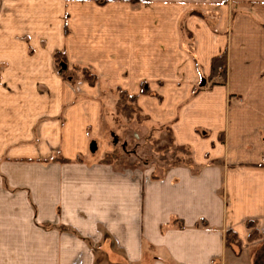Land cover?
Instances as JSON below:
<instances>
[{"label": "crops", "instance_id": "0c3cea01", "mask_svg": "<svg viewBox=\"0 0 264 264\" xmlns=\"http://www.w3.org/2000/svg\"><path fill=\"white\" fill-rule=\"evenodd\" d=\"M224 52L226 85L195 90ZM55 55L101 83L74 90ZM112 89L192 166L95 161ZM249 222L264 233V0H0V264H260Z\"/></svg>", "mask_w": 264, "mask_h": 264}, {"label": "rangeland", "instance_id": "374dc122", "mask_svg": "<svg viewBox=\"0 0 264 264\" xmlns=\"http://www.w3.org/2000/svg\"><path fill=\"white\" fill-rule=\"evenodd\" d=\"M131 1L137 2V0ZM189 48L191 51L192 47ZM55 56L57 71L64 82L74 90L80 86L81 82L91 86L101 83V79L91 69L71 67L63 55ZM211 76L212 67L210 76L203 79L206 81L205 88L201 87L200 83L195 90L226 85L228 73L225 84L219 83L222 81L221 78ZM141 89L144 95L157 98L159 102H162L161 97L153 94L145 85ZM132 97L135 98L132 99ZM101 104V132L95 139L98 149L96 153L90 152V156L95 161L100 160L103 165L115 166L127 175L143 173L148 175L152 181L164 179L171 169L192 166L189 150L177 147L170 127L154 122L152 117L139 105L138 96H131L120 89H112L101 95ZM105 161L108 164H104ZM262 236L260 246L255 249L259 253L258 262L260 264H264V233Z\"/></svg>", "mask_w": 264, "mask_h": 264}, {"label": "trees", "instance_id": "16d2710c", "mask_svg": "<svg viewBox=\"0 0 264 264\" xmlns=\"http://www.w3.org/2000/svg\"><path fill=\"white\" fill-rule=\"evenodd\" d=\"M227 53H224L222 56L216 57L212 61V78H221L222 81L219 82L220 84H225L227 80V73H228V64H227ZM122 95H125V93H122ZM135 97H132L134 99ZM104 164H108V162H103ZM248 229L250 230L248 241L249 243H254L258 240H261L263 238L260 231L257 229V225L254 222H249L247 225ZM226 247L231 248L233 244H237L238 238L237 236L232 232L229 231L226 234Z\"/></svg>", "mask_w": 264, "mask_h": 264}, {"label": "water", "instance_id": "95a60500", "mask_svg": "<svg viewBox=\"0 0 264 264\" xmlns=\"http://www.w3.org/2000/svg\"><path fill=\"white\" fill-rule=\"evenodd\" d=\"M206 85V81L203 80L202 83H201V87H204ZM97 143L96 142H92L91 145H90V152L91 153H96L97 152Z\"/></svg>", "mask_w": 264, "mask_h": 264}]
</instances>
